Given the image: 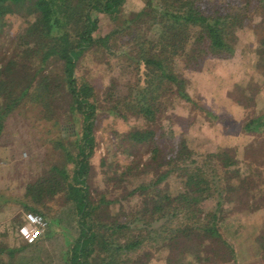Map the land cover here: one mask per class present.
Segmentation results:
<instances>
[{
    "label": "trees",
    "instance_id": "1",
    "mask_svg": "<svg viewBox=\"0 0 264 264\" xmlns=\"http://www.w3.org/2000/svg\"><path fill=\"white\" fill-rule=\"evenodd\" d=\"M127 1L0 0V30L7 26L8 16L13 13L26 10L34 18L28 31L19 36L20 44L18 38L17 41L11 39V42L18 43L17 49L23 48L26 56L38 63L28 78H25L28 73L19 68L16 60L0 71L1 78H8L0 80V100L5 104L3 106L0 102V136L6 119L24 96L30 98L29 103L42 106L43 114L46 111L51 114L55 110L56 96L69 100L73 115L82 113L81 160L76 163L75 184L70 193L81 231L71 247L67 264H137L147 262L141 258L146 254L144 249L148 252L168 250L166 264H197L199 259L202 260L198 255L199 240L218 241L224 247L225 255L232 257L233 249L220 231V212H223L220 200L225 192L233 190L227 180L236 181L242 191L250 174L241 178L243 172L239 169L229 171L239 164L229 154L243 151L245 159L249 146L241 148L238 144L253 135L252 151L264 154V147L255 145L257 141L264 142V111L256 113L248 122L245 118L237 131L242 138L232 151L220 148L207 155L204 163H200L198 155L185 141L169 148L166 159L158 162L161 154L156 145L159 131L154 127L129 131L125 137L128 144L153 146V159L149 164L143 167L141 162H136L140 165L136 172L138 187L130 194L132 197L145 194V198L151 201H145L144 207L131 213L123 212L122 216H104L106 222H102V214L97 215L99 206L95 207L89 201L85 175L88 159L93 155L96 112L101 105H104L106 113L122 111L121 115L126 119L135 116L148 124L158 123L160 113L163 114L169 102L170 106L175 101L194 103L188 93V80L177 71L179 66H184L185 71L199 72L211 59L232 58L243 31H247L253 48L257 44L262 45V48L255 49L257 67L261 68L264 65V36L259 38L258 30H252L249 25L264 13V0H245L242 6L237 7L232 1L225 0H145V7L140 11L124 14ZM97 14L100 18L94 17ZM104 17L110 31L99 35V22ZM127 43L130 50L117 54L118 47ZM91 51L102 52L109 59L111 70L119 64L125 77L130 74L123 99L115 97L122 84H118L119 78L112 79L102 99L93 85L81 82L75 76L79 60ZM112 62L116 64L113 66ZM49 65L59 68L58 81L51 83L50 87L43 84L36 87L39 76L43 77L41 82L48 81L45 72ZM19 80L24 86L20 87ZM17 89H22L19 97L14 95ZM257 96L252 97L254 110ZM247 110L245 112L248 113ZM156 159L158 178L151 174L147 180H141L139 177L155 164ZM161 167L166 170L161 172ZM263 174L260 176L264 179ZM171 177L181 181L180 188L173 194L161 191L160 185ZM129 180L130 172H127L124 183H129ZM215 197L218 199L216 207L205 210L203 205ZM28 209L42 215L33 207ZM145 220L148 223L145 224ZM162 220L165 223L159 225ZM9 230L20 234L18 239L22 244L4 243L10 237ZM41 240L42 237L35 236L32 225L27 221L23 226L15 222L1 226L0 264H48L39 252L35 253ZM188 253H191L188 257H192L189 263L185 257ZM49 261L53 264L51 257Z\"/></svg>",
    "mask_w": 264,
    "mask_h": 264
},
{
    "label": "rangeland",
    "instance_id": "2",
    "mask_svg": "<svg viewBox=\"0 0 264 264\" xmlns=\"http://www.w3.org/2000/svg\"><path fill=\"white\" fill-rule=\"evenodd\" d=\"M146 1L128 0L123 8L124 14L140 11ZM226 1H232L233 6L237 7L242 6L245 0ZM99 15L94 17L100 18ZM33 20L26 10L8 16L7 26L0 30V71L13 60L18 61L19 68L28 73L25 78L37 69V60L28 58L23 48L20 51L17 49L18 43L11 42V39L17 41L18 38L20 44L19 36L28 31ZM105 21L106 17L100 19L99 35L110 31ZM249 26L252 30H258L259 38L264 36V13ZM251 43L247 31H243L232 58L211 59L199 72L185 71L184 66L180 65L177 71L188 80V93L194 103L175 101L170 106L169 102L163 114L160 113L158 123L148 124L135 116L126 119L121 115L122 111L106 113L104 105L99 107L93 133L95 145L93 155L88 159L85 177L89 201L93 206H99L97 215H103L102 222H106L104 216H122L123 212L131 213L144 207L145 201H151L145 198V194L140 197L137 194L133 197L130 195L138 187L136 172L140 165L136 162H141L144 167L153 159V146L130 145L125 141L127 133L132 129L154 127L159 131L156 145L161 149V154L158 162L166 159L168 149L181 141H185L198 155L200 163H204L207 155L220 148L232 151L237 146L242 138L237 132L243 126L241 123L246 117L248 122L256 113L264 111V100H260L254 110L252 99L264 87V65L258 69L255 52L262 45L257 44L253 48ZM130 47L128 43L120 45L116 52L124 53ZM112 63L113 66L116 64ZM54 66L49 65L46 69L48 81L41 82L43 77L39 76L36 87L41 84L50 87L51 83L58 81L60 70ZM123 72L119 64L111 70L109 59L102 52L91 51L79 60L75 76L79 81L93 85L102 99L112 79L119 78L118 84L123 85H119L115 97L123 99L130 78V74L125 77ZM2 79L8 78L0 77ZM22 85L21 82L20 87ZM21 91L15 90L14 95L19 97ZM29 99L24 96L16 103L0 136V227L12 222L25 225L32 216L37 215L27 210L29 207L41 211L50 226L43 234L37 233L33 227L34 234L38 238L42 237L35 253L39 252L48 264H51L50 257L53 264H67L71 247L80 237L81 231L77 209L70 193L75 184L73 176L77 171L76 163L81 160L79 147L83 139L84 118L80 112L72 114L69 100L63 96L54 98L57 99V107L51 114L46 110V114H43V107L29 103ZM3 101L0 100L2 104ZM243 107L248 109V113ZM254 138V135L249 136L238 144L241 148L249 146L245 159L243 151L228 153L239 161L229 171L239 169L243 172L241 178L250 174V178L244 181L247 185L241 188L242 191L235 184L236 181L227 180L233 190L225 192L220 200L223 208V212H220V231L223 239L232 247L233 256L227 257L228 254L225 255L224 247L218 241L199 240L198 255L202 260L199 259L197 264H264V179L260 176L264 172V154L252 151L250 144L255 141ZM255 145L264 147V142L257 141ZM156 162L157 159L139 177L141 180H147L151 174L158 178ZM161 168V172L166 170ZM127 172H130V180L124 183ZM175 179H167L160 185V190L175 193L181 186V181ZM217 203L215 197L203 207L207 211L212 210ZM122 219L126 221L125 217ZM144 223H148V220ZM164 223L165 220H162L159 225ZM8 235L10 237L5 240V244H22L18 232L12 233L9 230ZM143 251L146 254L141 258L147 262L140 261L137 264H166L168 250ZM149 253L150 256L147 255ZM189 254L185 256L188 263L192 258L188 257Z\"/></svg>",
    "mask_w": 264,
    "mask_h": 264
},
{
    "label": "built area",
    "instance_id": "3",
    "mask_svg": "<svg viewBox=\"0 0 264 264\" xmlns=\"http://www.w3.org/2000/svg\"><path fill=\"white\" fill-rule=\"evenodd\" d=\"M29 223L36 229L37 233L43 234L48 229V221L42 215H34L30 218ZM35 236H38L35 234Z\"/></svg>",
    "mask_w": 264,
    "mask_h": 264
},
{
    "label": "crops",
    "instance_id": "4",
    "mask_svg": "<svg viewBox=\"0 0 264 264\" xmlns=\"http://www.w3.org/2000/svg\"><path fill=\"white\" fill-rule=\"evenodd\" d=\"M260 100H264V87L261 88L260 94L257 96V104H259Z\"/></svg>",
    "mask_w": 264,
    "mask_h": 264
}]
</instances>
